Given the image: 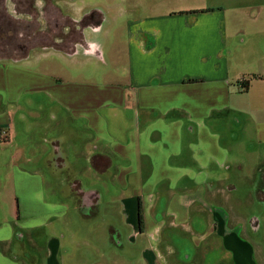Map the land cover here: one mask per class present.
<instances>
[{"label":"crops","instance_id":"crops-1","mask_svg":"<svg viewBox=\"0 0 264 264\" xmlns=\"http://www.w3.org/2000/svg\"><path fill=\"white\" fill-rule=\"evenodd\" d=\"M120 1V37L45 51L34 56L45 60L40 70L29 68L32 56L0 58V138L14 144V123L35 108L44 131L51 132L44 140L54 151L77 150L91 171L138 173L132 194L125 197L123 191L111 204L142 264H226L207 258L217 249L230 255L229 264H257L233 214L240 205L232 198L236 187L219 176L231 165L218 133L222 122L242 118L252 121L255 140L264 146V19L248 22L249 38L238 45L233 40L246 23L231 24L220 9L173 12L141 0ZM87 21L91 32L102 30V14L93 12ZM114 49L116 54L109 52ZM80 53L83 61L77 60ZM249 79L241 92L237 83ZM28 97H37V103ZM72 187L78 192L72 194L73 209L86 220L99 198L79 192L77 182ZM16 215V223L0 228V264H23V242L33 249V237L41 231L39 218L29 223L18 202ZM107 232L117 231L107 226ZM170 233L163 256V235ZM177 233L190 244L184 259L174 257L170 246ZM140 238L143 247L136 244ZM44 249L45 264H62L56 241Z\"/></svg>","mask_w":264,"mask_h":264},{"label":"rangeland","instance_id":"rangeland-1","mask_svg":"<svg viewBox=\"0 0 264 264\" xmlns=\"http://www.w3.org/2000/svg\"><path fill=\"white\" fill-rule=\"evenodd\" d=\"M41 2H44V6L40 8H44L43 14L30 11L24 22H14L12 39L0 43V58L11 57L10 60L17 61L22 57L32 56L29 68L40 70L44 67L45 60H36L37 57L34 56L45 51L68 48L79 39L82 42L88 39L101 43L108 35L120 37L122 34L123 19L117 9L121 5L120 0L37 1L39 5ZM140 3L173 12L193 8L220 9L231 24L246 23L243 33L233 40L238 45H241L238 42L242 39L245 41L249 38L247 33L252 28L248 27V22L257 23L264 19V0H141ZM93 12H97L99 18L100 14L104 17L99 33L91 32L90 23L83 21ZM57 15H60L58 25L52 21ZM16 17L21 18L20 15ZM252 26L255 30L256 25ZM18 44L28 45L26 55L17 53ZM109 52L116 54L117 50ZM81 55L77 56L78 61L85 59ZM36 100L37 97L27 98L31 103H37ZM36 112L37 109L34 108L28 115H24L25 120L14 123V144L6 145L3 138H0V228L16 223L17 202L20 213L32 217L27 218L29 223L39 218L37 222L42 226L41 231L33 237V249L28 248L26 242H23V249L19 248L23 264H28L29 258L45 264V244L51 241L59 244V254L62 257L59 263L62 264H100L102 261H98L97 250L103 253L104 259L107 258L106 264H131L132 257H135L134 264H142L136 259V251L128 239L129 230L118 215L117 207L114 208L111 204L123 191L125 197L132 194L133 180L136 182L139 174L134 176V173L91 171L85 168V155L74 154L77 150L68 147L66 152L54 151L49 141L44 140V136L51 132L44 131L40 123L42 120ZM235 118L222 122L224 124L219 129L218 134H221L222 139L225 138L223 144H227L229 148L227 164L229 162L231 165L229 171H221L219 176L227 178L226 185L233 184L236 187L232 192V198L240 201V205H235L233 210L234 216L238 217L236 223L245 227L242 238L252 249L256 263L264 264V146L255 140L252 121H243L238 117V121H235ZM59 160H63L60 162L61 167L56 164ZM236 167H241L242 170L238 171ZM76 182L80 184L79 192H91L99 198V204L96 203L97 207L91 210L93 214L86 220L73 209L74 197L78 196V192L71 185ZM68 207L71 209L66 210ZM84 211L88 212V209ZM161 211L160 208L158 215ZM37 212L40 215L37 216ZM107 226H113L117 232H107ZM21 233L25 235L24 230ZM171 237V233L163 235V244L160 246L163 256H168L165 246L171 244ZM182 237L177 233L170 246L175 253L174 257L184 259L191 252H188L190 244ZM141 239L136 243L138 247L146 244ZM14 249L16 251L18 245L15 244ZM211 254L214 257H207L209 260L229 264L230 255L222 249ZM68 255L70 259H67Z\"/></svg>","mask_w":264,"mask_h":264},{"label":"flooded vegetation","instance_id":"flooded-vegetation-1","mask_svg":"<svg viewBox=\"0 0 264 264\" xmlns=\"http://www.w3.org/2000/svg\"><path fill=\"white\" fill-rule=\"evenodd\" d=\"M38 0H0V43H5L8 39H12L13 35V27H14V22H24L27 17H29V12L30 11H35V12H41L43 14L44 8L40 10L42 6H44V2L37 3ZM39 1H44V0H39ZM50 8V7H49ZM52 11H55L54 7H51ZM40 10V11H39ZM12 13H15L13 16ZM17 15H20L21 18L16 17ZM60 15L55 16L52 21L56 25L60 22ZM34 17V16H33ZM34 18H37L36 16ZM87 18H84L83 21L86 22V24L89 22L87 21ZM98 17L95 16L93 18L94 22H97ZM84 29V28H83ZM82 29V30H83ZM81 39L74 41L70 47L74 46L75 44H81L82 41ZM17 48L19 51L17 53L21 55H26L28 53V45H17ZM16 52V51H15ZM263 181V188H264V175L262 178ZM262 194V193H261ZM263 199H264V193H263Z\"/></svg>","mask_w":264,"mask_h":264},{"label":"trees","instance_id":"trees-1","mask_svg":"<svg viewBox=\"0 0 264 264\" xmlns=\"http://www.w3.org/2000/svg\"><path fill=\"white\" fill-rule=\"evenodd\" d=\"M254 78H256V77H252L251 79H254ZM251 79H249L247 81H240V82L237 83L238 84V87H239V90L241 92H245L247 90L248 84H249V82H250ZM139 223L141 224V219L139 220Z\"/></svg>","mask_w":264,"mask_h":264}]
</instances>
